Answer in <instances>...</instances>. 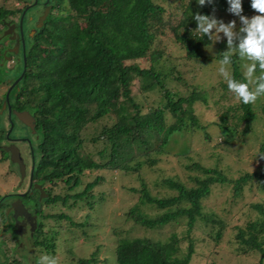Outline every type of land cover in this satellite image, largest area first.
Instances as JSON below:
<instances>
[{
  "label": "trees",
  "instance_id": "1",
  "mask_svg": "<svg viewBox=\"0 0 264 264\" xmlns=\"http://www.w3.org/2000/svg\"><path fill=\"white\" fill-rule=\"evenodd\" d=\"M178 1L177 7L182 9L183 17L177 26L170 25L168 28L174 32L177 43L185 50L189 60L206 59L203 51L209 45L207 37L202 40L194 32L197 25L192 20V13L199 14L196 0ZM52 3L50 14L37 28L34 43L28 46L26 42L24 46L26 71L9 97L12 112L27 111L35 119L33 181L43 188L48 197L33 206L37 209L39 224L32 249L43 248L48 255L54 244L52 238H47L50 232L46 231L43 221L54 216L43 215L44 205L61 203L67 206L72 199L74 204L70 207L87 200L88 207L94 208L103 201V197L97 199L93 194L94 189L104 181L103 177L87 184L82 192L70 195L82 186L86 172L140 174L144 168L153 169L162 160L161 157L169 155L167 148L171 139L182 135L188 126L195 130L205 129L198 122L196 107L198 103L209 104L206 93L194 91L189 96H180L173 92L166 87V75L156 70L164 52L152 47L157 32L168 23L165 22V8L154 0H52ZM242 8L257 13L251 7V0L243 2ZM12 15L15 11L0 8V33ZM2 52L1 49V61L4 58ZM216 59L220 60V57ZM139 60L148 61L149 67L138 65L136 62ZM230 66L231 77L246 82L241 61L236 56H233ZM23 70L24 55L13 71L15 75L9 79L10 87ZM256 73L259 74V70ZM148 78L150 82L146 81ZM138 82H142L143 87L138 88V94H135ZM221 88L224 93L230 92L227 83L221 84ZM156 90L161 94L162 105L143 114L136 103V95ZM3 102L0 103L1 109ZM125 102L131 104L133 114L128 115L123 107L114 106ZM4 110L6 119L3 126L0 125V145L9 144L7 131L18 120L14 114L13 119L8 120V110ZM261 112L264 116V104ZM167 114L174 119L172 123L168 121ZM111 115L116 116L117 122L103 127L91 139L93 144L103 142V149L98 155L104 162L89 161L90 157L82 154L86 141L83 133ZM256 119L254 103L243 104L238 100L224 111L217 125L223 138H226L233 132L230 127L236 129L241 124L244 125L242 133L247 134ZM183 153L177 157L188 154ZM259 155L264 156V140ZM9 157L10 153L0 146V160L7 161ZM186 169L197 171L200 175H188L191 186L175 176L161 178L156 186L166 190L164 197L152 195L146 183H142L140 190L132 189L131 192L140 194V199L128 213V218L136 225L150 231L184 220L186 235L181 239L174 233L165 242L149 238L121 240L115 249L117 264H190L196 254L192 234L198 220L208 219L203 212V201L210 196L212 187L232 183L235 196H239L244 185L255 180L264 189V173H247L237 180H229L217 169L200 164L188 165ZM58 182L67 187L69 193L64 197L53 196L50 188H46ZM32 198L29 195L26 200ZM4 203L0 202V218L6 219L3 209L7 206ZM141 206L157 211L151 216ZM252 207L258 216L249 220L245 227H238L236 239L244 252H258L261 256L258 264H264V205ZM57 218L70 221L73 227L84 226L75 225L65 214ZM216 237L220 238L221 233L218 232ZM182 240L188 241L186 250H181ZM95 257L94 253L88 259L77 260L76 264H98ZM14 264L17 262L14 261Z\"/></svg>",
  "mask_w": 264,
  "mask_h": 264
},
{
  "label": "rangeland",
  "instance_id": "2",
  "mask_svg": "<svg viewBox=\"0 0 264 264\" xmlns=\"http://www.w3.org/2000/svg\"><path fill=\"white\" fill-rule=\"evenodd\" d=\"M56 1L54 0V2ZM186 1L188 2L189 0ZM246 1L242 0V3ZM154 2L165 8V22L168 23L166 27L157 32L152 47L164 52L160 63L156 66V70L162 75H166L164 80L166 87L180 96H189L194 91L207 94L209 104L198 103L196 107L198 122L205 129L202 131L195 130L188 126V129L182 135L171 139L167 148L169 155L161 157L162 160L153 169L144 168L140 174H128L120 171L86 172L83 176L82 186L75 192H70V195L82 192L87 184L94 181L97 177H103L104 181L93 191L97 199L103 197V201L92 209L86 204L87 200L78 202L74 207H70L74 204L72 199L67 206L61 203L54 206L44 205L42 208L43 215L54 216V218H46L43 222L46 231L50 232L47 238L48 240L52 238L54 244V248L49 249V255L56 256L58 264H76L77 260L88 259L94 253L98 264H117L115 249L121 240L149 238L156 242H165L174 233L182 239L187 232L184 220L170 224L160 230L150 231L136 225L128 218L129 211L138 204L140 199V194L131 192V190H140L142 183L148 185L152 195L164 197L166 190L163 191L161 187L156 186L160 179L175 176L191 186L188 175H200L197 171H188L186 169V166L192 164H200L205 168L217 169L229 180H237L247 173H264V156L259 155L260 145L264 140V116L261 112L264 96L259 97L254 102L257 119L252 124L250 132L243 134L244 125L241 124L236 129L230 127L233 132L223 138L217 125L220 116L223 115L228 107L233 106L239 100L234 93H224L223 88H221V84L226 83V80L218 71L220 64L216 58L219 53L226 50V37L221 34V41L216 43L212 50L209 43L207 48L211 51L204 48L203 52L206 59L189 60L186 57L185 50L177 43L174 32L168 28L170 25L177 26L183 17L182 9L177 7L179 6V1L154 0ZM212 2L214 3H206L203 6L196 2L195 6L199 14L206 10L203 15L207 14L218 20L222 19L225 23L236 20L237 28L241 26L239 17L228 11L229 4L227 0H212ZM18 5V0H0V8H5L8 11L14 12L15 9L23 7L22 4ZM36 14L37 12L32 15ZM242 15L251 18L257 13L243 9ZM12 17L14 18L16 15H12ZM198 35L200 36L199 33ZM28 41V46L34 43L33 38H29ZM21 56V53H16L13 59L6 61L5 58H2L3 60H0V103L3 102L4 96L6 99V94L10 90L9 79L15 75L13 71L18 66ZM136 63L143 68L149 67V62L145 60H139ZM226 69L229 76H231V66H226ZM242 72L244 73V68H242ZM255 74L258 75V73ZM146 81L150 82L151 80L148 78ZM142 82L145 83L144 80ZM142 82H138L134 88L135 94H138V88L143 87ZM161 99V94L157 90L147 94L136 95L135 97L136 103L140 105L143 114L159 108L162 105ZM114 106L123 107V110L128 115L134 112L131 104L126 102L123 104L116 103ZM4 111L3 107L2 109L0 108L1 126H3V122L6 119ZM168 119L170 123L174 121L170 116ZM116 122V116L111 115L91 125L83 133V138L86 141L84 142L82 154L89 156V161L104 162L98 155V152L103 149V142L93 144L91 139L103 127L112 126ZM14 135H23L33 141L36 140L34 134L21 124H16ZM26 147H28L26 143L24 146H19L23 150ZM182 152H184L183 154H188L183 157H177ZM23 178L20 169L17 171V167L14 164L0 160V202L5 197L4 195L13 191L14 188H18L19 182ZM46 187L50 188L49 190H51L53 196L61 195L64 197L69 193L66 191L67 187L64 183L58 182ZM256 204L264 205V189L255 180L244 185L239 196H235L232 183L214 185L210 196L203 201V212L208 219L198 220L192 234L195 241L196 254L190 264H258L261 259L260 254L258 252H244L242 245L236 239L238 227H245L249 220L258 216L257 211L252 207ZM30 205L33 207L32 204ZM141 207L151 216L157 211L148 206ZM61 214L69 216L71 222L75 225L84 226L82 228L80 226L73 227L70 221L58 220L57 217ZM1 219L0 228L3 224ZM10 226L8 228L12 231V226L11 228ZM218 232L221 233L220 238L216 237ZM1 233L0 264H14V261L20 262V264H36L40 256L47 254L43 248L33 251L32 248L26 246V248L22 247L21 249L25 254L23 256L21 250L14 249L15 246L12 242L7 240V243L5 239L9 238L4 237V235L5 239L1 238ZM21 243H23V240ZM187 245L188 241L182 240L181 250H186ZM22 258L27 259V261H22Z\"/></svg>",
  "mask_w": 264,
  "mask_h": 264
},
{
  "label": "flooded vegetation",
  "instance_id": "3",
  "mask_svg": "<svg viewBox=\"0 0 264 264\" xmlns=\"http://www.w3.org/2000/svg\"><path fill=\"white\" fill-rule=\"evenodd\" d=\"M18 3L19 5L22 4L23 7L15 9L16 17L13 18L12 16H9V19L5 23L6 28L0 33V50H3L2 55L4 56L6 61L13 59L16 53H22V55H24V46L26 45L27 40L29 38L35 37L37 28L40 24V20L44 16H48L53 7L52 0H18ZM36 12V15H32ZM6 33L9 34L5 36ZM6 110H8V107L6 108ZM7 118L8 120L13 119L12 116L11 119H9V114L7 115ZM16 124H20V122L18 120L16 123L13 122V130L9 133L11 128L10 127L7 131L6 139L9 144H1L0 146L6 150L11 145H14L19 149V152L25 164L26 174L22 181L20 180V185H18V188H14L13 191L8 193L7 195H4L5 197L1 201L2 203L5 202L7 207L3 209V211L5 210L6 219L4 217L1 219L3 224L0 228V233L2 232V239H5L4 237L9 238L5 240L12 242L15 246L14 249L21 250L22 247L26 248V246L33 248L32 244L34 240V233L36 231L37 225L39 224L38 214H36L37 209L31 207L30 204L34 206L42 203L45 198L47 199L48 194L45 193L40 185L35 184L33 181L35 157L32 148L34 141L29 139V137L23 135L13 136ZM27 128L28 127H26V129ZM28 130L30 131L29 128ZM30 132L32 133V131ZM25 143L28 145V147H26L25 150L20 149L19 146H24ZM7 162L13 164L10 157ZM14 165L17 167V171H19L18 165ZM36 191H38V194H35ZM29 195L33 196V198L27 201L26 198ZM18 201H20L24 205L25 210H27L29 214L27 217L22 214L23 216L15 218V212L12 208L15 204L17 205ZM3 207H5V205ZM10 225L12 226V231H10L8 228ZM22 240L23 243H21ZM21 254L23 256L25 255L23 250H21ZM24 260L27 261V259L22 258V261ZM17 264H20V262H17Z\"/></svg>",
  "mask_w": 264,
  "mask_h": 264
},
{
  "label": "clouds",
  "instance_id": "4",
  "mask_svg": "<svg viewBox=\"0 0 264 264\" xmlns=\"http://www.w3.org/2000/svg\"><path fill=\"white\" fill-rule=\"evenodd\" d=\"M196 2L203 6L211 3L212 0H196ZM227 2L228 11L239 17L241 23L239 28L236 20L225 23L222 19L218 20L209 15L192 13V20L197 25L194 32L199 33L202 40L207 37L211 50L221 41V34L226 37V50L218 55L220 57L218 71L226 80L228 90L234 93L241 103L251 104L264 96V0H251V7L259 13L251 18L242 15V0H227ZM233 56L241 61L246 82L229 76L226 66L232 64ZM257 70H259L258 75L255 74ZM36 264H58V259L56 256L45 254L38 258Z\"/></svg>",
  "mask_w": 264,
  "mask_h": 264
},
{
  "label": "water",
  "instance_id": "5",
  "mask_svg": "<svg viewBox=\"0 0 264 264\" xmlns=\"http://www.w3.org/2000/svg\"><path fill=\"white\" fill-rule=\"evenodd\" d=\"M47 16V15H46ZM46 16H44L41 20H40V24L38 27H40L43 23V21L45 20ZM9 33H6L5 36H7ZM23 40V38H22ZM26 71V58H25V50H24V70L23 73L21 74V76L19 77V79L14 82V84L10 87L9 92L6 94V99H5V103L3 105V108H7L8 107V114H9V119H11L12 113L14 114V116L18 119V121H20L24 126L28 127L33 134H35V119L31 116V114L27 111L24 112H12L10 103H9V97H10V92L11 90L21 81V79L24 77ZM13 129V123L11 124V128L9 133L12 131ZM9 135V134H8ZM7 152L10 153V158H11V162L13 164L18 165L22 176L25 177V164L23 162V159L21 157V154L19 152V149L14 146L11 145L10 147H8ZM13 211L15 212V218L19 217V216H23L22 214H24L26 217L29 215L27 210H25L24 205L18 201L17 205L15 204L13 206Z\"/></svg>",
  "mask_w": 264,
  "mask_h": 264
}]
</instances>
